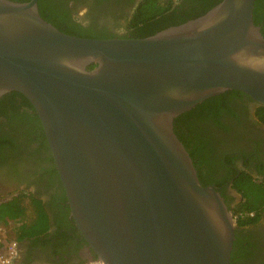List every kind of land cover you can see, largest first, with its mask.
<instances>
[{
  "label": "water",
  "instance_id": "95a60500",
  "mask_svg": "<svg viewBox=\"0 0 264 264\" xmlns=\"http://www.w3.org/2000/svg\"><path fill=\"white\" fill-rule=\"evenodd\" d=\"M255 6L223 0L146 38H92L46 20L39 0H0V99L32 102L103 264H232L234 213L202 184L175 119L229 90L264 106Z\"/></svg>",
  "mask_w": 264,
  "mask_h": 264
},
{
  "label": "trees",
  "instance_id": "16d2710c",
  "mask_svg": "<svg viewBox=\"0 0 264 264\" xmlns=\"http://www.w3.org/2000/svg\"><path fill=\"white\" fill-rule=\"evenodd\" d=\"M27 2L30 0H13ZM76 1V0H75ZM104 0H97L101 3ZM223 0H140L132 12L122 11L118 19L115 18V25H121L119 18L125 20V29L131 31L135 38H146L157 34L172 26L183 24L191 19L198 18L213 9ZM110 8V7H109ZM39 9L42 16L53 23L60 30L83 37L92 38H113L117 37L115 32L110 30L111 22L101 25L100 18L96 17L89 25H85L75 16V8L70 5V0H39ZM111 14V10H108ZM112 13H114L112 11ZM255 23L262 28L264 34V0H256L254 11ZM121 27V26H120ZM120 37L128 38V35ZM95 65L90 68H94ZM239 90H229L215 95L198 104L195 108L187 111L175 119V131L190 152L195 166L198 170L203 185H207L206 179L212 173L211 164L220 166L221 161L217 154V148L212 146L211 138L208 135V127L212 121L220 122L219 115L226 108L229 98L244 95ZM259 112L264 117V106H260ZM20 130L33 141L39 140L40 148L50 153L47 161L51 166L47 172L52 180L59 179L53 156L50 152L49 143L41 123L40 117L32 102L21 92L12 91L0 99V152L7 148H17L15 138L9 130ZM215 143V142H214ZM233 187L242 196L234 208H230L235 216L237 227L256 223L264 217V180L254 177L249 171L243 170L233 172ZM67 201L65 192L58 199L59 205ZM34 204L35 211L31 208ZM1 209L10 214H31V223L22 228L19 232L23 240L29 239L28 254L22 264H35L36 253L57 254L62 251L58 240H65L68 236L56 237L52 232L50 216L45 208L42 199L26 193L13 194L0 201ZM33 213V214H32ZM62 213L69 215L70 206ZM72 225L75 223L72 217ZM63 229L62 226L59 227ZM32 233V234H29ZM240 241L237 239L232 251V260L241 250ZM35 252V253H34ZM81 264H85L84 262Z\"/></svg>",
  "mask_w": 264,
  "mask_h": 264
},
{
  "label": "flooded vegetation",
  "instance_id": "af4514ba",
  "mask_svg": "<svg viewBox=\"0 0 264 264\" xmlns=\"http://www.w3.org/2000/svg\"><path fill=\"white\" fill-rule=\"evenodd\" d=\"M139 2L140 0H104L101 3L97 0H70V5L75 8V16L85 25L99 17L101 25L111 22L108 24L115 35L135 37L124 28V19L119 18V26L114 22L116 17L124 14L122 11L132 12ZM108 10H111V14ZM259 108L260 105L246 93L228 97L226 108L219 115L220 122L212 121L208 127L212 146H216L218 157L224 163L221 162L220 166L211 164L213 169L208 175L211 179H206L207 185L217 188L230 208H234L242 197L233 187V172L241 173L246 170L261 181L264 180V122L260 119ZM9 131L15 138L17 148H7L0 152V199L16 193H26L31 198L35 196L42 199L50 216L52 232H56V237L60 234L68 236L65 240L57 241L62 248L60 253H36L35 264H81L98 259L76 223L72 225L70 222L73 217L71 209L69 215L62 213L69 203L68 199L61 205L58 203L65 188L59 172V179L55 181L47 172L51 166L47 161L50 153L40 148L39 140L33 141L20 130ZM50 152L52 155L51 148ZM65 196L67 197L66 192ZM237 239L240 241L238 249L241 251L234 257L232 264H264V217L256 223L237 227L235 242ZM29 244V239L20 244V264L28 254Z\"/></svg>",
  "mask_w": 264,
  "mask_h": 264
},
{
  "label": "built area",
  "instance_id": "2783aa9c",
  "mask_svg": "<svg viewBox=\"0 0 264 264\" xmlns=\"http://www.w3.org/2000/svg\"><path fill=\"white\" fill-rule=\"evenodd\" d=\"M31 214H10L0 208V264H18L20 241L11 234L31 223ZM11 236V237H10ZM85 264H103L100 258Z\"/></svg>",
  "mask_w": 264,
  "mask_h": 264
},
{
  "label": "crops",
  "instance_id": "0c3cea01",
  "mask_svg": "<svg viewBox=\"0 0 264 264\" xmlns=\"http://www.w3.org/2000/svg\"><path fill=\"white\" fill-rule=\"evenodd\" d=\"M0 208H1V207H0ZM29 234H32V233H29ZM11 236L17 238V239L20 241V244L23 243V242L25 241V240L22 239V238H23V235H22L21 232H14V233L11 234ZM11 236H10V237H11ZM19 258H20V257H19ZM19 260H20V259H19ZM18 264H20L19 261H18Z\"/></svg>",
  "mask_w": 264,
  "mask_h": 264
},
{
  "label": "rangeland",
  "instance_id": "374dc122",
  "mask_svg": "<svg viewBox=\"0 0 264 264\" xmlns=\"http://www.w3.org/2000/svg\"><path fill=\"white\" fill-rule=\"evenodd\" d=\"M260 119L262 120V122H264V117H263V115L261 114V116H260ZM0 201H2V198L0 199ZM33 207H35L34 206V204L32 203L31 204V208H33ZM33 210L35 211V208H33ZM31 213V212H30ZM33 214V213H32Z\"/></svg>",
  "mask_w": 264,
  "mask_h": 264
}]
</instances>
